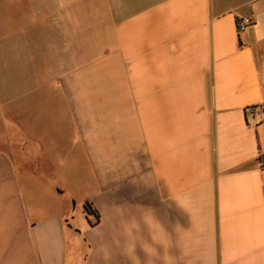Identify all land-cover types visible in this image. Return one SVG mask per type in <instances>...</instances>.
<instances>
[{
    "label": "crops",
    "instance_id": "obj_1",
    "mask_svg": "<svg viewBox=\"0 0 264 264\" xmlns=\"http://www.w3.org/2000/svg\"><path fill=\"white\" fill-rule=\"evenodd\" d=\"M31 1L0 34V264H264V0Z\"/></svg>",
    "mask_w": 264,
    "mask_h": 264
},
{
    "label": "rangeland",
    "instance_id": "obj_2",
    "mask_svg": "<svg viewBox=\"0 0 264 264\" xmlns=\"http://www.w3.org/2000/svg\"><path fill=\"white\" fill-rule=\"evenodd\" d=\"M17 2L15 3V0L13 1L12 0H0V31H1L0 34H2L3 36L2 35L1 36L4 38L3 48L10 45L9 43L12 38L10 36H15L16 34H18V31L22 29V26H20V24L14 19V13L16 14V11H15V7H12V6H17V5L25 6L26 4L32 1L30 0L27 2L26 0H19V2L18 3ZM103 2L105 3L106 0H100V3H103ZM102 13L103 12H100V18L102 16ZM17 15L19 16L23 15L22 16L23 22H31V17L26 12H19ZM38 106L39 108H36V106H34L32 110L34 111L35 115H37L36 117H38L39 120H34V117L28 118L27 114L25 116V113L22 114L21 122H22V125L24 126L25 131L31 132L35 136L36 140L40 141L41 144H43L44 142V140L41 139V136L44 133L48 134L47 136L49 137L48 138L49 142L50 141H54L56 143L60 142V137L59 135H57L59 134L58 129L60 127V124L56 123L54 120L42 121L40 117L38 116L41 110V105H38ZM9 119L11 120V118ZM15 119L17 120V118ZM3 136H4L5 142L2 141ZM12 137H14L13 130L10 128H7L5 124L0 123V150L10 152V153H14V152L16 153V151L19 150L17 147L12 146L13 144L9 143L10 141L9 139ZM47 145L48 144H46V146ZM60 150H65V148H62V149L60 148ZM18 165H19L18 169L20 173L21 172L25 173V176L26 174L30 175L31 171L27 172L28 165L26 166L27 170L25 172L22 170V166L20 164ZM25 176L23 175L21 178L22 179L21 186L22 188H24V192L27 193L28 191H31L38 198L34 202L35 204L44 203V196H45L44 193L50 189L49 186L47 187L46 184L28 183V177H25ZM73 190L76 192V197L78 198L79 194L77 195V193L79 192V190H76V189H73ZM74 201H76L77 203V199H74ZM79 207L80 206H77V209L75 210L77 214H79Z\"/></svg>",
    "mask_w": 264,
    "mask_h": 264
},
{
    "label": "built area",
    "instance_id": "obj_3",
    "mask_svg": "<svg viewBox=\"0 0 264 264\" xmlns=\"http://www.w3.org/2000/svg\"><path fill=\"white\" fill-rule=\"evenodd\" d=\"M253 25L252 19H241L236 21V29L238 34L244 32ZM260 166L264 167V158H260Z\"/></svg>",
    "mask_w": 264,
    "mask_h": 264
},
{
    "label": "trees",
    "instance_id": "obj_4",
    "mask_svg": "<svg viewBox=\"0 0 264 264\" xmlns=\"http://www.w3.org/2000/svg\"><path fill=\"white\" fill-rule=\"evenodd\" d=\"M84 208V212L88 215V216H93L95 218V224L99 222V217L97 216V214L91 209L89 204H84L83 206Z\"/></svg>",
    "mask_w": 264,
    "mask_h": 264
}]
</instances>
